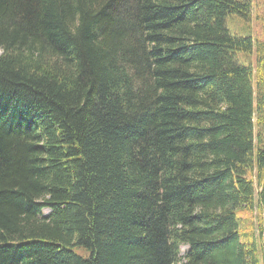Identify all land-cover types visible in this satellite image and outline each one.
<instances>
[{
	"label": "trees",
	"instance_id": "obj_1",
	"mask_svg": "<svg viewBox=\"0 0 264 264\" xmlns=\"http://www.w3.org/2000/svg\"><path fill=\"white\" fill-rule=\"evenodd\" d=\"M251 8L0 0V264H264Z\"/></svg>",
	"mask_w": 264,
	"mask_h": 264
},
{
	"label": "rangeland",
	"instance_id": "obj_2",
	"mask_svg": "<svg viewBox=\"0 0 264 264\" xmlns=\"http://www.w3.org/2000/svg\"><path fill=\"white\" fill-rule=\"evenodd\" d=\"M227 27L232 34L240 36L250 35L254 40L262 39L264 36V0H252V8L248 19L237 14H232L226 19ZM238 60L244 64H254V54L245 55L237 53ZM45 214L48 210L44 211ZM72 250L82 256H88V251L81 246H74ZM187 250V246H181L182 254Z\"/></svg>",
	"mask_w": 264,
	"mask_h": 264
}]
</instances>
